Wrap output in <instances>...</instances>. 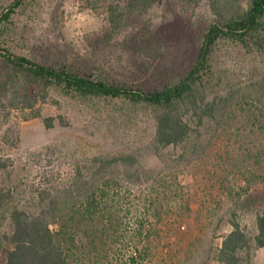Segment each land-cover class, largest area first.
Listing matches in <instances>:
<instances>
[{"label": "rangeland", "instance_id": "obj_1", "mask_svg": "<svg viewBox=\"0 0 264 264\" xmlns=\"http://www.w3.org/2000/svg\"><path fill=\"white\" fill-rule=\"evenodd\" d=\"M14 2L0 0V17ZM211 19L206 2L195 9L160 0L145 19L154 25L149 36L156 43L155 57L142 51L145 21L109 39L106 12L92 0H26L0 32L5 45L39 62L54 57L88 74L156 86L169 73L191 68ZM220 63L229 87L238 90L231 105L200 135L158 152L150 147L154 122L142 109L127 110L121 101L90 107L64 100L62 106L41 104L38 118H32L36 111L3 112L0 149L13 165L0 187L17 185L20 206L37 211L41 205L34 191L71 187L75 170H95V157L135 153L136 168L117 167L107 175L106 181H119L117 188L123 190L122 203L114 209L120 224L110 239L116 247L98 253L132 255L137 249L131 242H142L138 252L147 256L144 264H220L218 251L233 220L251 236L258 233L254 202L264 193V92L255 81L264 60L231 48ZM122 105L125 123L124 117L113 123L98 111ZM45 117L56 118L53 128ZM142 224L150 229L149 237L146 231L139 235ZM51 229L59 226L54 223ZM145 237L149 244L143 243ZM252 264H264V248L254 251Z\"/></svg>", "mask_w": 264, "mask_h": 264}, {"label": "trees", "instance_id": "obj_2", "mask_svg": "<svg viewBox=\"0 0 264 264\" xmlns=\"http://www.w3.org/2000/svg\"><path fill=\"white\" fill-rule=\"evenodd\" d=\"M25 1L15 0L9 11L0 17V25L8 23ZM92 1L106 12L109 39L128 30L139 19L145 21L147 31L143 30L142 51L144 55L155 57L156 43L150 41L149 36L154 25L145 19L160 0ZM175 1L185 8L195 9L206 2L212 19L202 34L191 68L186 72L169 73L156 86H139L129 81L118 82L99 73L88 74L54 57L39 62L5 45L0 32V117H4L3 112L5 115L19 110L36 111L32 118H38L42 112L36 109L37 106H62V100L77 102L83 107L121 101L127 110L142 109L154 122L150 147L155 152L186 143L195 133L200 135V129L217 120L220 111L226 110L238 93L226 82L227 72L220 66L222 56L235 48L264 60V0ZM255 86L264 92V68L259 72ZM127 110L122 105L117 109L98 111L113 123L124 117L125 123L128 122ZM44 122L48 128H53L56 118L45 117ZM1 151L0 181L13 165L12 158ZM138 163V155L132 152L95 157L92 160L95 170L88 174L81 168L75 170V182L71 187L34 191L36 201L41 205L37 211L20 206L16 198L17 185L0 187V263L144 264L147 256L138 252L142 242H131L137 249L132 255L108 253L101 256L98 253L100 249H107L106 246L109 251L116 247L110 239L120 224L114 209L116 204L122 203L123 190L117 188L119 181H106L107 175L117 167L134 169ZM262 185L264 190V183ZM254 204L258 233L251 236L246 228L233 220V229L224 236L218 251L220 264H252L254 251L264 248V193L256 195ZM54 223L59 230L51 229ZM137 228L140 236L144 231L146 235L150 232L145 224ZM145 239L143 243L149 244V238ZM145 250L149 251L147 247Z\"/></svg>", "mask_w": 264, "mask_h": 264}]
</instances>
